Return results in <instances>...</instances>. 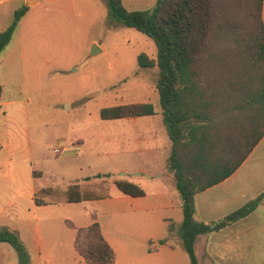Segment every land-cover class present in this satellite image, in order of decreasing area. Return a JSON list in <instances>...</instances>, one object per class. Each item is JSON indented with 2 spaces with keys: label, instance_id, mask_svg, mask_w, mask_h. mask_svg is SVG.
Returning <instances> with one entry per match:
<instances>
[{
  "label": "rangeland",
  "instance_id": "obj_1",
  "mask_svg": "<svg viewBox=\"0 0 264 264\" xmlns=\"http://www.w3.org/2000/svg\"><path fill=\"white\" fill-rule=\"evenodd\" d=\"M25 1L17 0L13 6L23 8ZM40 1L36 7H29L31 10L20 21L11 45L17 50L10 61L4 60L3 64L8 65L0 70V82L5 85L7 97L21 95L28 102L31 123L47 125V136L52 135L51 149L57 145L53 136H62V146L56 148L61 152L58 163L49 162L42 169L40 184L48 188L38 198L52 204L43 211L56 210L62 220L61 229L71 238L74 232L65 221L75 226L85 224L95 213L96 221L104 226L120 252L130 244L129 238L139 240L145 218L156 212L135 208L122 199L123 193L112 183L131 180L154 193L157 184L168 182L166 177L155 176L164 174L171 182L175 180L169 171L172 142L157 90L159 68L138 66L142 53L156 60L157 48L147 36L109 18L108 0ZM156 1L123 3L129 10L148 12ZM217 4L206 56L208 74L213 78L220 72L217 65H221V59H229V47L238 55L244 51L243 45L251 44L256 14L253 0ZM12 18L4 24H10ZM94 45L99 49L97 55H91ZM142 103L153 104L156 114L120 120L100 117L103 108ZM50 155L53 158L51 150ZM73 184L93 200L68 203L67 190ZM67 251L70 256L80 257L75 245Z\"/></svg>",
  "mask_w": 264,
  "mask_h": 264
},
{
  "label": "trees",
  "instance_id": "obj_2",
  "mask_svg": "<svg viewBox=\"0 0 264 264\" xmlns=\"http://www.w3.org/2000/svg\"><path fill=\"white\" fill-rule=\"evenodd\" d=\"M220 1L224 0H157L151 11L144 12L127 9L123 0H108L109 18L147 36L157 48L156 60L142 53L138 56V66L159 68L157 90L172 142L169 171L175 177L182 200L179 235L191 264H198L195 245L200 235L219 232L248 217L264 199L262 193L236 211L209 223L198 221L194 216L196 196L232 176L264 137V0H253L256 14L251 44L243 45L244 51L238 55L229 47V59H221V65H217L220 72L213 78L208 74L207 41ZM28 11V7L16 10L10 26L0 32V53ZM155 114L151 103L106 107L100 111L102 120ZM116 186L123 194L145 196L132 182L119 181ZM90 200L93 198L84 195L78 184L67 190L68 203ZM67 224L76 230L75 249L87 264H115V251L97 221L82 228ZM175 228L171 222L169 233ZM0 243L13 247L18 264H30V255L18 232L3 228ZM165 243L166 239L157 242L158 245ZM151 245L152 242L149 250L153 251Z\"/></svg>",
  "mask_w": 264,
  "mask_h": 264
},
{
  "label": "crops",
  "instance_id": "obj_3",
  "mask_svg": "<svg viewBox=\"0 0 264 264\" xmlns=\"http://www.w3.org/2000/svg\"><path fill=\"white\" fill-rule=\"evenodd\" d=\"M15 2L17 0H0V32L10 26L13 18L10 24H4L5 21L20 9L13 6ZM40 2L38 0L34 7ZM24 7H27L26 1ZM262 19L264 22V1ZM19 24L10 43L0 53V70L8 65L3 64L4 60L8 62L15 55L16 45H11L18 34ZM0 86V231L7 228L18 232L30 255V264H83L84 259L80 255L70 256L67 251L69 246L72 249L75 245L76 230L67 224L73 223L65 221V225L74 232L71 238L72 235L61 229L62 220L56 210L47 212L48 208L43 211L44 207L52 204L38 198V194L48 188L40 184L44 176L42 169L48 167L49 162L58 163L61 152L57 155L55 150L58 145L62 146V136H53L57 145L51 149L49 142L52 135L47 136V125L31 123L28 102L21 95L7 97L4 83L0 82ZM136 171L145 173L144 170ZM164 177L167 184H157L154 193H148L139 186L145 196L136 198L123 194L122 199L128 200L135 208L146 213L156 212L154 216L145 218V230L139 240L129 238L128 247L118 252L104 226L98 222L106 241L115 251V264H191L179 235V226L183 221L182 200L174 179L171 182L168 175L155 176ZM146 179L151 180L152 177L147 176ZM117 182L112 186L117 187ZM262 193L264 137L232 176L196 196L195 219L206 223L219 220ZM94 214L89 222L86 220L85 224L73 225L78 228L91 225L96 221ZM171 222L176 228L169 233ZM162 239H166V243L158 245L157 242ZM150 242L153 251L149 250ZM195 253L198 264H264V199L248 217L219 232L200 235ZM0 264H18V255L9 243H0Z\"/></svg>",
  "mask_w": 264,
  "mask_h": 264
},
{
  "label": "water",
  "instance_id": "obj_4",
  "mask_svg": "<svg viewBox=\"0 0 264 264\" xmlns=\"http://www.w3.org/2000/svg\"><path fill=\"white\" fill-rule=\"evenodd\" d=\"M38 0H26V6L27 7H31L34 6L35 4H37ZM102 50H100L101 52ZM99 53V49L98 47H96V45L93 46L92 51H91V55H97ZM139 175V174H136Z\"/></svg>",
  "mask_w": 264,
  "mask_h": 264
},
{
  "label": "built area",
  "instance_id": "obj_5",
  "mask_svg": "<svg viewBox=\"0 0 264 264\" xmlns=\"http://www.w3.org/2000/svg\"><path fill=\"white\" fill-rule=\"evenodd\" d=\"M55 152H56V153H59V152H60V150H59V149H57V150H55Z\"/></svg>",
  "mask_w": 264,
  "mask_h": 264
}]
</instances>
